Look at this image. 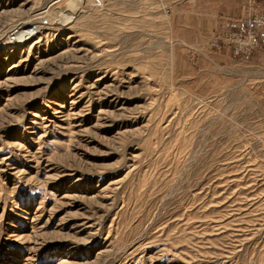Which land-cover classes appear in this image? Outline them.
Here are the masks:
<instances>
[{"label":"rangeland","instance_id":"1","mask_svg":"<svg viewBox=\"0 0 264 264\" xmlns=\"http://www.w3.org/2000/svg\"><path fill=\"white\" fill-rule=\"evenodd\" d=\"M222 34L188 57L165 0H0V264H264L262 46Z\"/></svg>","mask_w":264,"mask_h":264},{"label":"crops","instance_id":"2","mask_svg":"<svg viewBox=\"0 0 264 264\" xmlns=\"http://www.w3.org/2000/svg\"><path fill=\"white\" fill-rule=\"evenodd\" d=\"M168 4L171 31L177 48L186 50L188 57H194L195 50H205L216 34L239 27L237 19L246 14L241 0H165ZM264 7V0H260ZM255 55V56H254ZM252 57V65L263 72L264 79V31L262 49ZM218 57L227 60L228 51Z\"/></svg>","mask_w":264,"mask_h":264},{"label":"built area","instance_id":"3","mask_svg":"<svg viewBox=\"0 0 264 264\" xmlns=\"http://www.w3.org/2000/svg\"><path fill=\"white\" fill-rule=\"evenodd\" d=\"M246 6V14L237 19L239 27H234L219 35L214 44L222 47L224 44L234 48L237 54H250L262 46V32L264 31V7L260 0H241ZM16 35L12 34L14 40Z\"/></svg>","mask_w":264,"mask_h":264},{"label":"bare ground","instance_id":"4","mask_svg":"<svg viewBox=\"0 0 264 264\" xmlns=\"http://www.w3.org/2000/svg\"><path fill=\"white\" fill-rule=\"evenodd\" d=\"M75 1V0H74ZM77 3V2H76ZM23 33V32H22ZM21 37H24V35H22V34H20L19 35V38H21ZM16 39H18V37L16 38Z\"/></svg>","mask_w":264,"mask_h":264}]
</instances>
